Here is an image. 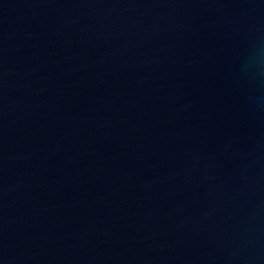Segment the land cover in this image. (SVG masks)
Returning a JSON list of instances; mask_svg holds the SVG:
<instances>
[{"label": "water", "instance_id": "95a60500", "mask_svg": "<svg viewBox=\"0 0 264 264\" xmlns=\"http://www.w3.org/2000/svg\"><path fill=\"white\" fill-rule=\"evenodd\" d=\"M0 264H264V0H0Z\"/></svg>", "mask_w": 264, "mask_h": 264}]
</instances>
